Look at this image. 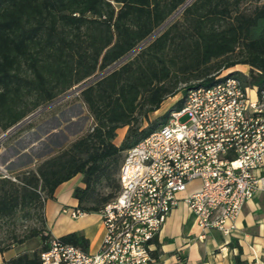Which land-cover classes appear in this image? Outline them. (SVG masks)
Listing matches in <instances>:
<instances>
[{
  "label": "trees",
  "instance_id": "1",
  "mask_svg": "<svg viewBox=\"0 0 264 264\" xmlns=\"http://www.w3.org/2000/svg\"><path fill=\"white\" fill-rule=\"evenodd\" d=\"M246 1L0 0V135L69 92L92 118L85 133L16 181L0 173V225L28 210L41 212L45 225V203L76 176L83 184L73 190L77 208L98 214L120 191L125 152L181 109L189 89L238 65L248 68L231 73L243 88H262L264 2L245 8ZM103 186L114 191L98 195ZM38 236L37 250L6 264H40L52 236L32 233ZM58 239L89 252L81 233ZM8 250L0 243V257Z\"/></svg>",
  "mask_w": 264,
  "mask_h": 264
},
{
  "label": "built area",
  "instance_id": "2",
  "mask_svg": "<svg viewBox=\"0 0 264 264\" xmlns=\"http://www.w3.org/2000/svg\"><path fill=\"white\" fill-rule=\"evenodd\" d=\"M232 72L189 89L181 109L125 152L120 191L98 213V250L85 253L52 237L40 264H148L151 242L179 202L202 234L232 236L244 205L264 193V176L256 175L264 168V86L243 88ZM64 212L74 220L86 215Z\"/></svg>",
  "mask_w": 264,
  "mask_h": 264
},
{
  "label": "crops",
  "instance_id": "3",
  "mask_svg": "<svg viewBox=\"0 0 264 264\" xmlns=\"http://www.w3.org/2000/svg\"><path fill=\"white\" fill-rule=\"evenodd\" d=\"M63 102L65 106L59 113L66 114L64 120L54 124L52 118L38 120L36 126L25 130L13 144L3 145V169L10 166L11 172L18 174L34 170L55 150L65 148L86 132L92 118L84 105L76 99ZM126 130H117L116 145L121 143ZM256 175L264 176V168ZM198 186L197 182L193 183L188 191ZM76 187H83L81 176L57 187L53 200H48L44 206L45 226L51 236L53 232L57 234L52 236L55 238L81 233L89 241V253H95L104 233L99 215L94 220L87 214L74 220L64 212L77 208V200L72 196ZM201 235L203 238H199ZM150 249L152 260L148 264H236V257L245 264H264V193H257L244 205L236 220V231L230 237L215 230L202 234L194 216L183 202H179L167 216ZM15 256L8 252L2 254L0 264H6Z\"/></svg>",
  "mask_w": 264,
  "mask_h": 264
},
{
  "label": "rangeland",
  "instance_id": "4",
  "mask_svg": "<svg viewBox=\"0 0 264 264\" xmlns=\"http://www.w3.org/2000/svg\"><path fill=\"white\" fill-rule=\"evenodd\" d=\"M264 2V0H262ZM251 0L244 2L243 7L249 8L251 6ZM245 66L238 65L230 71H238L245 72ZM75 95L74 92H69L67 95L60 97L56 103L49 105L48 107H43L38 109L35 113L30 115L24 121L21 122L19 128H13L7 133L0 135V173L4 176H9L10 178H15L16 175H20L21 173L11 172L10 166H7L3 169V145L5 147L11 145L16 141L25 130L30 129L33 126H36L38 120L40 122L52 118V124L58 120H64L66 118V114L59 113V109L65 106V102L63 101H72V96ZM71 97V98H70ZM181 95H177L175 98L167 99L160 107V109L154 114L150 115L151 119L158 117L159 115L165 113L178 99H180ZM70 98L69 100H67ZM66 99V100H64ZM58 102V104H57ZM52 107V108H51ZM51 108V110H50ZM65 108V107H64ZM63 109V108H62ZM61 109V110H62ZM58 142V141H57ZM114 143L118 144V140H114ZM59 152V149L55 150L52 155ZM4 171V172H3ZM23 174V173H22ZM114 191L113 187H98L97 193L98 195L106 196L109 193ZM41 213V212H40ZM39 211L36 210H28V211H20L17 215L10 219L3 221L0 225V243L3 246L9 247L7 251L10 254L18 255L20 253H31L33 250H37L40 245V237H32V233L34 231L41 232L42 235H45V232L48 231L45 225L42 224V218ZM92 220L96 219V213H88L87 214ZM55 232L52 233V236H56ZM6 253V252H5Z\"/></svg>",
  "mask_w": 264,
  "mask_h": 264
},
{
  "label": "water",
  "instance_id": "5",
  "mask_svg": "<svg viewBox=\"0 0 264 264\" xmlns=\"http://www.w3.org/2000/svg\"><path fill=\"white\" fill-rule=\"evenodd\" d=\"M19 126H20V124H19V125H17V126H16V128H18Z\"/></svg>",
  "mask_w": 264,
  "mask_h": 264
}]
</instances>
